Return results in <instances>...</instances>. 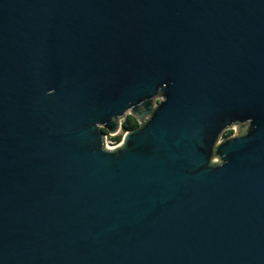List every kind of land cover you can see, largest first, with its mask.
<instances>
[{
  "label": "water",
  "instance_id": "1",
  "mask_svg": "<svg viewBox=\"0 0 264 264\" xmlns=\"http://www.w3.org/2000/svg\"><path fill=\"white\" fill-rule=\"evenodd\" d=\"M0 264H264V0H0Z\"/></svg>",
  "mask_w": 264,
  "mask_h": 264
},
{
  "label": "trees",
  "instance_id": "2",
  "mask_svg": "<svg viewBox=\"0 0 264 264\" xmlns=\"http://www.w3.org/2000/svg\"><path fill=\"white\" fill-rule=\"evenodd\" d=\"M123 127L126 131H134L140 127V121L135 117V116H128L126 121L123 124ZM235 134L234 131H229L226 133L225 137L226 138H231ZM124 135H118L116 137H111V142L114 143L115 145H119L123 142Z\"/></svg>",
  "mask_w": 264,
  "mask_h": 264
},
{
  "label": "rangeland",
  "instance_id": "3",
  "mask_svg": "<svg viewBox=\"0 0 264 264\" xmlns=\"http://www.w3.org/2000/svg\"><path fill=\"white\" fill-rule=\"evenodd\" d=\"M161 100H162V98L161 99H157V103H159ZM129 115H131V113ZM126 118L127 117H125V120H123V123L126 121ZM231 131H234L235 135H236V133H237V129L236 128H232ZM119 135H124V134L120 133ZM110 139H111V136H109V142L111 141ZM108 145H109L110 148L112 147L110 144H108ZM216 161L219 162V160H216Z\"/></svg>",
  "mask_w": 264,
  "mask_h": 264
},
{
  "label": "built area",
  "instance_id": "4",
  "mask_svg": "<svg viewBox=\"0 0 264 264\" xmlns=\"http://www.w3.org/2000/svg\"><path fill=\"white\" fill-rule=\"evenodd\" d=\"M110 144L112 147L111 148H116L118 147L119 145H115L114 143H112L111 141L109 142V138L107 139V145ZM109 146V145H108Z\"/></svg>",
  "mask_w": 264,
  "mask_h": 264
},
{
  "label": "flooded vegetation",
  "instance_id": "5",
  "mask_svg": "<svg viewBox=\"0 0 264 264\" xmlns=\"http://www.w3.org/2000/svg\"><path fill=\"white\" fill-rule=\"evenodd\" d=\"M234 136H235V134H234Z\"/></svg>",
  "mask_w": 264,
  "mask_h": 264
}]
</instances>
